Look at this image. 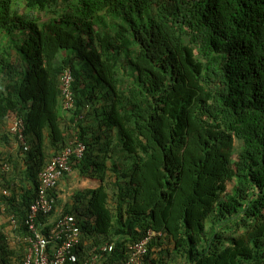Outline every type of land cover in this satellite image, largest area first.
Returning <instances> with one entry per match:
<instances>
[{"label": "trees", "instance_id": "1", "mask_svg": "<svg viewBox=\"0 0 264 264\" xmlns=\"http://www.w3.org/2000/svg\"><path fill=\"white\" fill-rule=\"evenodd\" d=\"M0 129V264H23L44 142L73 139L71 168L101 182L64 211L81 255L112 243L119 264L153 231L143 264H264V0H0Z\"/></svg>", "mask_w": 264, "mask_h": 264}, {"label": "built area", "instance_id": "2", "mask_svg": "<svg viewBox=\"0 0 264 264\" xmlns=\"http://www.w3.org/2000/svg\"><path fill=\"white\" fill-rule=\"evenodd\" d=\"M72 75L66 69L61 76V100L65 112L74 105L72 93ZM16 136L24 151L28 150L24 134L23 121L12 117L9 129ZM85 145L73 139L68 141L46 163L39 173L38 188L35 199L27 211V235L23 239L25 257L23 264H101L103 256L114 249V244H102L90 249L89 256L81 255V236L74 216L60 214L53 220L55 191L59 182L72 171V158L81 159L85 152ZM6 170L5 166L0 169ZM4 195L8 193L2 191ZM161 233L148 231L137 243L126 246V258L119 264H143L147 246Z\"/></svg>", "mask_w": 264, "mask_h": 264}, {"label": "crops", "instance_id": "3", "mask_svg": "<svg viewBox=\"0 0 264 264\" xmlns=\"http://www.w3.org/2000/svg\"><path fill=\"white\" fill-rule=\"evenodd\" d=\"M64 55V53L62 54ZM61 118L66 116V113L63 111L61 112ZM9 122H7L8 125ZM8 128L4 131H8ZM2 130L0 129V134ZM28 141V138L26 139ZM44 144L47 146L48 149H46V154L48 155L47 161L55 155L58 150L52 149L47 145V142L45 141ZM11 147V148H10ZM10 147L6 146L4 142H1L0 140V152H4L7 150L11 151V154H14L16 151V146L14 143L10 145ZM101 182L98 179L94 178H88L80 175L77 171L73 170L65 176L58 184V187L55 191V204H54V213L51 217L53 220L60 214H64V211L66 207L71 203V198L73 194L79 192V191H89L96 189L99 187ZM14 226L8 223V217L3 215L2 209H0V237H6L5 240H1L0 246L8 245L11 248H15V232H14ZM16 253L13 254L8 260L3 262L2 264H20L21 257H16Z\"/></svg>", "mask_w": 264, "mask_h": 264}, {"label": "rangeland", "instance_id": "4", "mask_svg": "<svg viewBox=\"0 0 264 264\" xmlns=\"http://www.w3.org/2000/svg\"><path fill=\"white\" fill-rule=\"evenodd\" d=\"M63 53H60L59 55L61 56ZM57 61H59V57L57 58ZM122 155H119V158L121 159ZM128 163L130 164L131 162L128 161ZM227 188L228 190H230L232 188V183H227ZM89 197V196H88Z\"/></svg>", "mask_w": 264, "mask_h": 264}, {"label": "clouds", "instance_id": "5", "mask_svg": "<svg viewBox=\"0 0 264 264\" xmlns=\"http://www.w3.org/2000/svg\"><path fill=\"white\" fill-rule=\"evenodd\" d=\"M69 70H70V69H69ZM71 75H72V74H71ZM72 79H73V78H72ZM60 87H61V86H60ZM72 93H73V91H72ZM60 98H61V97H60ZM73 99H74V94H73ZM61 101H62V100H61ZM73 108H74V105H73ZM73 108H72V109H73ZM72 109H71V110H72ZM63 111H64V110H63ZM69 111H70V110H69ZM64 112H65V111H64ZM10 122H11V121H10ZM8 129H9V128H8ZM25 137H26V136H25Z\"/></svg>", "mask_w": 264, "mask_h": 264}]
</instances>
